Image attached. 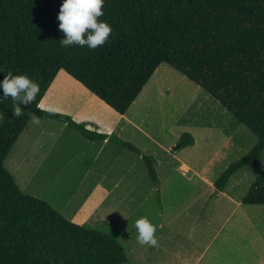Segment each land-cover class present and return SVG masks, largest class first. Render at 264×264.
I'll return each instance as SVG.
<instances>
[{
  "label": "rangeland",
  "instance_id": "374dc122",
  "mask_svg": "<svg viewBox=\"0 0 264 264\" xmlns=\"http://www.w3.org/2000/svg\"><path fill=\"white\" fill-rule=\"evenodd\" d=\"M39 107L97 132L113 126L109 135L152 157L159 184L137 153L109 140L89 141L55 119L33 125L30 117L4 161L22 193L113 237L129 264H264V205L241 203L264 168V149L216 192L214 181L257 138L170 65L157 67L123 115L64 70ZM185 132L194 144L179 149ZM142 216L158 226L156 247L136 242L134 221Z\"/></svg>",
  "mask_w": 264,
  "mask_h": 264
},
{
  "label": "trees",
  "instance_id": "16d2710c",
  "mask_svg": "<svg viewBox=\"0 0 264 264\" xmlns=\"http://www.w3.org/2000/svg\"><path fill=\"white\" fill-rule=\"evenodd\" d=\"M62 0H0V67L27 74L40 95L15 117L9 98L0 104V264H129L113 237L75 224L46 201L24 194L4 161L30 113L69 125L89 141L109 140L141 156L154 185L152 157L130 142L88 129L39 103L64 70L119 115L125 114L161 63L210 94L257 138L253 147L214 181L223 191L239 169L264 149V0H105L100 20L112 27L95 50L61 47L57 13ZM0 72V79L4 77ZM2 94V90H0ZM194 144L181 135L178 148ZM241 203L264 205V168Z\"/></svg>",
  "mask_w": 264,
  "mask_h": 264
},
{
  "label": "clouds",
  "instance_id": "9594fccd",
  "mask_svg": "<svg viewBox=\"0 0 264 264\" xmlns=\"http://www.w3.org/2000/svg\"><path fill=\"white\" fill-rule=\"evenodd\" d=\"M105 0H62L57 13L58 31L63 33L60 40L61 47L72 46L87 47L95 50L103 46L112 33V27L106 21L99 18L104 15L103 7ZM0 72L5 73L0 79V104H4L9 98L13 102L12 113L15 117L24 115L23 106H30L37 100L41 89L39 83L27 74H13L11 70L5 72L0 67ZM44 108V105L40 106ZM50 114L55 112L53 108L45 109ZM31 123L39 126L41 119L35 112L30 113ZM4 114L0 113V122ZM94 227V225H93ZM157 225L147 217H139L134 221L136 242L140 246L156 247Z\"/></svg>",
  "mask_w": 264,
  "mask_h": 264
},
{
  "label": "crops",
  "instance_id": "0c3cea01",
  "mask_svg": "<svg viewBox=\"0 0 264 264\" xmlns=\"http://www.w3.org/2000/svg\"><path fill=\"white\" fill-rule=\"evenodd\" d=\"M112 130H113V126L108 129V131L106 132V134H110L112 132ZM106 141H108V140H102V142H106Z\"/></svg>",
  "mask_w": 264,
  "mask_h": 264
}]
</instances>
